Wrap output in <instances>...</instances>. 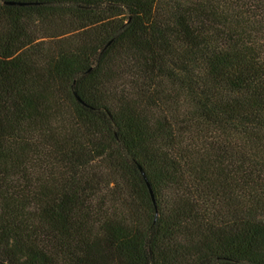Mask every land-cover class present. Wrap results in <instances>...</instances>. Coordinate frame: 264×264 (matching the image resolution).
<instances>
[{"label": "trees", "instance_id": "1", "mask_svg": "<svg viewBox=\"0 0 264 264\" xmlns=\"http://www.w3.org/2000/svg\"><path fill=\"white\" fill-rule=\"evenodd\" d=\"M0 264H264V0H0Z\"/></svg>", "mask_w": 264, "mask_h": 264}, {"label": "water", "instance_id": "2", "mask_svg": "<svg viewBox=\"0 0 264 264\" xmlns=\"http://www.w3.org/2000/svg\"><path fill=\"white\" fill-rule=\"evenodd\" d=\"M10 4H12V5H20V6L27 5L26 3H15V2H12Z\"/></svg>", "mask_w": 264, "mask_h": 264}]
</instances>
